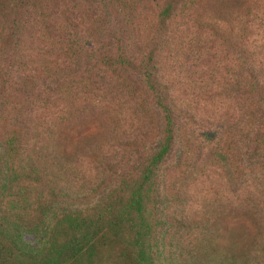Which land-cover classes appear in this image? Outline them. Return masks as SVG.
<instances>
[{"label": "rangeland", "instance_id": "rangeland-1", "mask_svg": "<svg viewBox=\"0 0 264 264\" xmlns=\"http://www.w3.org/2000/svg\"><path fill=\"white\" fill-rule=\"evenodd\" d=\"M164 1L41 0L37 17L0 0L5 252H49L63 212L110 195L159 143L162 115L141 78L101 63L121 48L137 62L153 54L176 114L160 169L162 263L228 264L221 244L245 245L252 218L264 227V104L243 93L250 73L264 87V18L244 32L185 5L163 26ZM231 263L264 264V249Z\"/></svg>", "mask_w": 264, "mask_h": 264}, {"label": "trees", "instance_id": "trees-1", "mask_svg": "<svg viewBox=\"0 0 264 264\" xmlns=\"http://www.w3.org/2000/svg\"><path fill=\"white\" fill-rule=\"evenodd\" d=\"M14 13L26 8L36 15L41 0H10ZM190 7L198 17L207 16L219 22H236L246 32L249 26H260L264 18V0H165L159 11V22L165 25L175 12ZM41 14H37L40 17ZM245 34H242L244 37ZM246 37V36H245ZM101 63L112 71L135 72L150 92L162 115V137L142 162L135 175L121 179L119 188L92 207L65 211L56 221L60 242L49 252L37 255L5 252L0 248V264H163L156 232L163 225L159 209L160 169L169 156L175 137V109L169 102L167 86L160 82L153 54L135 61L121 48L117 55H104ZM250 88L245 95L255 96L264 104V87L257 74L249 75ZM264 144V131L261 133ZM64 156L66 150H60ZM256 231L249 233L244 244L222 243V261L246 262L252 252L264 249V227L257 218ZM222 232V231H221ZM236 245V246H235Z\"/></svg>", "mask_w": 264, "mask_h": 264}]
</instances>
